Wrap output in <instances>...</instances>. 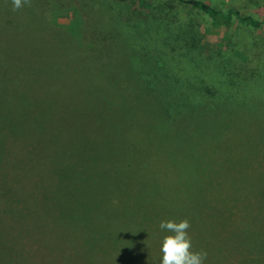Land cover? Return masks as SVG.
<instances>
[{"label":"rangeland","instance_id":"1","mask_svg":"<svg viewBox=\"0 0 264 264\" xmlns=\"http://www.w3.org/2000/svg\"><path fill=\"white\" fill-rule=\"evenodd\" d=\"M0 0V246L10 264H264V0ZM5 262H7L5 260Z\"/></svg>","mask_w":264,"mask_h":264},{"label":"clouds","instance_id":"2","mask_svg":"<svg viewBox=\"0 0 264 264\" xmlns=\"http://www.w3.org/2000/svg\"><path fill=\"white\" fill-rule=\"evenodd\" d=\"M26 5L31 6V0H12L14 11ZM158 227L162 232L170 233L161 241L160 264H205L208 254L205 250H194L188 231L191 228L189 220H161Z\"/></svg>","mask_w":264,"mask_h":264},{"label":"trees","instance_id":"3","mask_svg":"<svg viewBox=\"0 0 264 264\" xmlns=\"http://www.w3.org/2000/svg\"><path fill=\"white\" fill-rule=\"evenodd\" d=\"M177 2L182 4H189L198 9L208 17L210 23L214 26H227L234 18L238 19L241 22H247L252 25H259L258 21L253 20L248 15H243L234 7H229L223 10L203 0H177ZM10 247L11 246H7L3 248L0 246V264H10L13 261V249ZM5 260L7 262H5Z\"/></svg>","mask_w":264,"mask_h":264}]
</instances>
